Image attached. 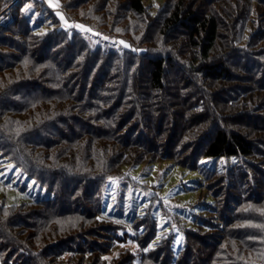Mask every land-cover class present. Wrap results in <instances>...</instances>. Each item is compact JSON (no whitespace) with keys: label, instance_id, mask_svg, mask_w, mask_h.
<instances>
[{"label":"trees","instance_id":"trees-1","mask_svg":"<svg viewBox=\"0 0 264 264\" xmlns=\"http://www.w3.org/2000/svg\"><path fill=\"white\" fill-rule=\"evenodd\" d=\"M77 1L58 9L77 19ZM126 3L145 13L142 0ZM19 8L0 14V155L49 194L0 204L2 264H107L110 238H134L103 210L107 180L146 159L199 168L225 201L207 205L209 219L193 216L176 254L162 235L153 253L127 249L112 264H264V0L168 2L158 17L166 42L142 52L93 48L50 7L52 29L35 30ZM222 156L236 161H201ZM131 211L132 231L151 219L153 243L151 205ZM100 212L110 218L87 228Z\"/></svg>","mask_w":264,"mask_h":264},{"label":"rangeland","instance_id":"rangeland-1","mask_svg":"<svg viewBox=\"0 0 264 264\" xmlns=\"http://www.w3.org/2000/svg\"><path fill=\"white\" fill-rule=\"evenodd\" d=\"M172 1L174 0H142L145 5V13L138 14L128 8L126 0H78L74 9H68V12L77 19H73V17L67 19L58 9L59 0H6L0 14L10 7L16 10L19 6L22 12L32 15L30 22L35 30L46 31L53 27L52 23L47 22V20L51 22V19L47 18L52 12L50 7L61 17L64 16L63 21L86 37L93 48L101 46L104 49H127L142 52L146 50L147 46L154 47L155 50L166 42L165 38L162 39L160 36L158 17L161 13L163 14L167 3ZM191 3L193 4V1ZM254 5L256 7L255 2L252 3V6ZM193 6L199 7L197 2ZM256 16L257 14L252 9L250 17ZM250 24L251 21L246 23L242 42L250 31ZM125 44L128 47H125ZM178 70L175 67L171 68L170 78H174L178 74ZM262 112L260 113L264 114V111ZM25 115L27 114L22 116ZM201 161L205 165L224 169L232 165L236 159L231 156H222L201 159ZM199 171V168L198 170L186 169L172 160L153 162L146 159L140 164L122 165L118 172L107 180L104 189L103 210L115 212L116 216H114L117 217L115 220H120V225L125 224V227L131 230L134 238H128L124 242H114L113 238H110L112 241L110 251L106 252L102 259L105 258L107 264H112L117 257L127 253L125 252L127 249L136 253L142 251H145L146 254L153 253L156 248L152 249V247H155L162 235H164V239L168 238V235L173 238L171 249L176 254L183 245L184 230L192 226L195 227L193 216L198 215L197 217L203 218V220L209 219L213 213L210 211L208 213L207 205L217 204L220 206V203L225 201V189L222 186L216 188L211 179L203 178ZM214 191L217 193L214 194ZM48 194L46 187L28 177L8 158H3L0 155V204L33 201L47 197ZM134 199L135 203H138L136 207L132 206ZM148 203L151 205V213L157 222V231L153 232L156 233L153 243L150 242L149 236L146 237L153 231L152 226L148 223L150 222L148 220L151 219L148 218L146 223L140 219V223H143L140 232L137 227L139 222H132V227L137 229L132 231L129 223L125 221L134 214L131 210L135 213H142ZM125 206H128L129 210H123L126 208ZM120 207L121 211H119ZM121 212L126 219L119 218V215H122ZM97 218V221L88 222L87 228L94 226L96 222L99 224V222L106 221L105 219L110 218V215L107 216L106 213L100 212ZM68 223L66 221V224ZM121 232L120 230L119 233L121 234ZM0 264H2L1 260Z\"/></svg>","mask_w":264,"mask_h":264},{"label":"snow or ice","instance_id":"snow-or-ice-1","mask_svg":"<svg viewBox=\"0 0 264 264\" xmlns=\"http://www.w3.org/2000/svg\"><path fill=\"white\" fill-rule=\"evenodd\" d=\"M26 10H27V9H26ZM61 18H63V17H61ZM124 46H125V47H128V45H127V44H125Z\"/></svg>","mask_w":264,"mask_h":264}]
</instances>
